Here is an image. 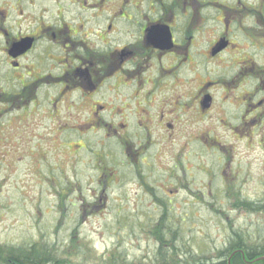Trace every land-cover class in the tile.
Listing matches in <instances>:
<instances>
[{
    "label": "flooded vegetation",
    "instance_id": "flooded-vegetation-1",
    "mask_svg": "<svg viewBox=\"0 0 264 264\" xmlns=\"http://www.w3.org/2000/svg\"><path fill=\"white\" fill-rule=\"evenodd\" d=\"M0 117L32 133L46 121L62 148L95 150L108 204L110 189L155 212L217 182L240 192L237 143L264 153V0H0ZM80 196L89 212L112 209Z\"/></svg>",
    "mask_w": 264,
    "mask_h": 264
},
{
    "label": "rangeland",
    "instance_id": "rangeland-1",
    "mask_svg": "<svg viewBox=\"0 0 264 264\" xmlns=\"http://www.w3.org/2000/svg\"><path fill=\"white\" fill-rule=\"evenodd\" d=\"M39 121L40 129L32 133L18 130L22 127L19 120L0 117V160L17 162V166H9L7 172L0 174V202L4 201L5 205L0 213V241L4 244L16 246L25 242L27 246L46 245L54 240L65 254L61 258L70 264H105L115 250L128 260L154 261L159 236L158 232L156 237L152 234L154 225L164 226L160 227L161 231L173 241L180 253L186 242L193 251L207 249L213 253L234 238L233 232L251 239L255 244L264 239V214L233 209L230 204L235 203L233 196L208 195L201 201H198L199 198L190 209L185 208L189 205L184 206L188 199L182 201L179 198L173 201L179 207L176 211L163 210L157 204L159 211L155 212L147 207L145 201L133 202L130 197L119 199L122 194L115 191L111 192V196L116 198L115 201L119 200V204L115 201L108 204L106 197L109 194L105 191L101 197L100 185L92 182L94 176L99 175L92 170L95 150L83 151L80 159L86 158L76 166L80 148L76 145L62 148L65 144L60 146L57 131L47 128L46 121ZM201 135L191 136L196 138ZM184 137V140L190 138L189 135ZM215 137L222 143L230 139L229 134L222 133ZM22 141L24 145H21ZM243 143L238 142L235 150V167L245 171L241 176L243 181L236 184V189L240 190L238 196L243 202L263 204L264 194L255 179L264 170V153L251 148L245 151ZM108 147L111 149L112 145ZM26 152L31 158H24ZM104 164L111 173L113 168L110 163L105 161ZM197 178L201 180L203 175ZM124 185L127 186L124 193H131L132 184ZM217 186L221 187V183ZM261 186L264 189V184ZM80 193L84 198L98 194L101 203H107V207L112 209H103V214H96L99 211L94 209L89 212L80 204ZM133 195L134 192L131 197ZM131 203L142 205L139 210L125 209L131 207ZM118 206L125 210L116 212L114 208ZM161 219L164 222L161 223ZM176 227H180L178 237L174 233L167 234L168 228L177 230Z\"/></svg>",
    "mask_w": 264,
    "mask_h": 264
},
{
    "label": "trees",
    "instance_id": "trees-1",
    "mask_svg": "<svg viewBox=\"0 0 264 264\" xmlns=\"http://www.w3.org/2000/svg\"><path fill=\"white\" fill-rule=\"evenodd\" d=\"M108 159L107 156H104L103 163ZM113 182V181H112ZM111 182V184H113ZM119 191L116 189H110V192ZM120 192V191H119ZM121 193V192H120ZM215 196V195H213ZM217 196V195H216ZM200 198V199H199ZM235 203H230L233 209H237L239 211H247L253 213H261L264 214V200L263 204L249 203L246 201H240L239 197H232ZM199 199V200H198ZM203 198L201 195L196 197L195 201H201ZM173 203V202H172ZM123 208V207H122ZM115 209V208H114ZM125 209H115V211H122ZM168 211L167 209H164ZM104 213V212H103ZM102 213V214H103ZM222 214V213H220ZM164 222L163 219L160 221ZM163 227L164 226H160ZM159 225H154L152 229V234L156 237V233L158 232L159 236L157 237L158 243V252L157 257L154 261H140L138 260H128L120 251H113L109 255V258L105 260V264H243L242 256L243 254L238 250L243 249H254L247 240L239 243L238 237H240L239 233L233 232V237L228 244L220 249L216 250L213 253H209L207 249H201L199 252L193 251L191 249V245H189L186 241V245L184 246L182 253L178 247L174 246L173 241L166 237V234L161 231ZM177 228V227H176ZM155 232V233H154ZM177 234L178 237L179 231L168 228L167 234ZM174 239V238H173ZM21 243V242H19ZM238 243V244H237ZM20 247L7 245L3 247L4 254H0V264H70L67 260L59 262L55 260V257L52 253L49 252L46 245L43 243L41 245L34 244L32 246L25 245ZM27 246V247H26ZM2 246H0L1 248ZM263 251V250H260ZM232 255V256H231ZM249 256L253 254H249ZM262 254L259 253L256 258L261 257ZM254 264H264V261H255Z\"/></svg>",
    "mask_w": 264,
    "mask_h": 264
},
{
    "label": "bare ground",
    "instance_id": "bare-ground-1",
    "mask_svg": "<svg viewBox=\"0 0 264 264\" xmlns=\"http://www.w3.org/2000/svg\"><path fill=\"white\" fill-rule=\"evenodd\" d=\"M180 227H177V231H179ZM246 241L247 239L244 238L243 236L238 237L239 243H242V241ZM249 240V242H248ZM247 242L254 247V249H243L242 250H238L239 252H241L243 254L242 256V262L243 264H254V258L255 256H258L259 253L262 254L261 258L262 261H264V239H260V242L255 244L252 242L251 239H248ZM238 244V243H237ZM20 247L24 246V243H20L19 244ZM46 246H49L48 250L50 253L53 254V256L55 257V260L62 262L65 261L66 259L61 258V256H65V254L57 247L56 242L53 240L51 241L50 244L46 243ZM263 250V251H260ZM249 254H253L251 256L248 255ZM232 256V255H231Z\"/></svg>",
    "mask_w": 264,
    "mask_h": 264
}]
</instances>
